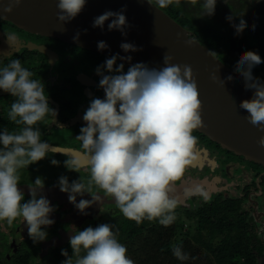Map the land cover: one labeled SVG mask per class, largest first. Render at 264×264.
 Returning <instances> with one entry per match:
<instances>
[{"label": "clouds", "instance_id": "1", "mask_svg": "<svg viewBox=\"0 0 264 264\" xmlns=\"http://www.w3.org/2000/svg\"><path fill=\"white\" fill-rule=\"evenodd\" d=\"M21 2L8 0L3 11L11 13ZM87 2L58 0L57 19L64 25L71 22ZM185 2L196 6L198 0ZM147 3L158 10L181 6V0H155V5L147 0ZM216 5L217 0H201L200 18L214 16ZM126 11V7L119 11L105 10L93 18L92 27L103 30L105 22L110 20L108 31L118 30L127 36L125 30L132 26L124 14ZM236 18L234 14L226 16L235 33L240 35L247 23L242 16L236 24ZM6 37L13 46L15 35L8 33ZM79 37L77 31L74 42H78ZM97 47L103 51L109 46L99 41ZM120 48L126 53L141 50L127 42H122ZM213 53L209 55L214 58ZM173 59L165 53L163 67L150 68L141 62L130 64L125 72L124 63L117 66V61L130 63L132 57L116 54L95 69L104 98L90 100L82 117L85 126L75 137L81 142L83 160L73 157L63 162L66 169L78 173L82 167H87L89 178L85 182L80 176L69 183L68 177L62 175L56 185L68 194L69 202L81 214L87 215L86 209L101 204L103 197L111 198L119 212L137 225L147 220L168 227L176 221L180 204L176 182L197 159L198 138L193 131L205 125L193 69L187 64H174ZM261 63L264 60L260 55L246 51L240 55L234 72L243 78L245 90L253 91L251 99L241 101L239 108L248 113L245 119L251 125L264 132V82L253 75V68ZM32 77L33 73L22 66L20 59L0 67V90L15 98L7 113L8 120L22 126L16 131H9L7 127L0 131V221L11 226L22 218L28 237L37 244L47 240L46 229L55 223L50 216L56 207L40 194L45 187L41 177L28 185L30 198L25 202V195L18 187L20 170L45 159L52 151L49 143L41 139L37 125L49 115L56 117L57 111L48 103L42 80ZM212 79L216 81L218 77L214 75ZM232 80V75L226 80L220 79L223 85ZM257 143L264 147V135ZM50 162L53 166L60 164L55 159ZM94 187L99 191H94ZM86 193L91 199L81 198L77 202V196L84 197ZM114 229L113 224L102 223L72 231L74 234L69 238L72 254L61 249L65 257L61 264H135L127 255L126 246L119 242L118 230ZM172 254L179 261L189 259L178 244L173 245Z\"/></svg>", "mask_w": 264, "mask_h": 264}, {"label": "flooded vegetation", "instance_id": "2", "mask_svg": "<svg viewBox=\"0 0 264 264\" xmlns=\"http://www.w3.org/2000/svg\"><path fill=\"white\" fill-rule=\"evenodd\" d=\"M151 1L155 3V0ZM224 1L217 0L214 17L218 18L216 25L220 31L216 35L213 31L214 38L210 39V43L199 38L196 33L211 26L200 21L201 0L196 6L182 0L179 8L170 6V12L182 14V26L234 71L242 53L254 51L261 55L260 47H256L258 40L252 45L248 42L251 34L248 22L252 16L251 8L257 15L263 12L264 0H259L260 3L251 0L256 1L255 6H248V0ZM242 7L250 9V16L243 18L247 27L237 35L226 16L234 14L237 16L234 23L238 24L239 17L243 16ZM8 33L16 37L13 46L7 41ZM109 57L111 55L87 50L57 38L31 34L0 18V67L13 59H20L22 66L33 73V79L42 80L48 103L57 111L56 117L49 115L37 125L42 133L41 139L49 143L52 151L45 159L21 169L18 185L26 202L30 198L28 185H32L37 177L44 180L45 187L40 194L45 195L51 205L56 207L50 216L55 223L46 229L47 240L33 244L22 218H18L11 226L6 221H0V264H61L65 259L61 249L72 254L69 244V238L74 234L72 231H82L102 223L115 226L114 230L119 232L118 240L126 246L128 254L132 250L139 251L133 245L140 240L150 239L152 247L156 248L158 238L166 235L163 241L167 243L175 223L184 222V228L177 235L181 236L197 221L215 223L217 231L214 242L217 244L226 236L238 240L248 252L247 257L241 258L240 262L264 264V166L224 148L198 130L193 131V135L198 138L197 159L176 182V195L180 204L176 209V221L168 227L160 225L158 221L147 220L137 225L119 212L111 198L102 197L101 204H94L86 209L88 214L83 215L69 202L68 194L56 186L62 175L68 177L69 183L80 176L85 182L89 178L87 167H82L78 173L66 169L63 162L73 157L83 160L81 142L75 137L80 134V128L85 126L82 117L90 100L93 97L104 98L103 89L98 87L100 77L95 69ZM120 63L124 62L118 60L117 66ZM129 66L124 63L125 72ZM14 99L9 93L0 90V131L5 127L9 131L22 127L8 120L7 113ZM52 159L59 161V166H53L50 162ZM93 190L99 191L95 187ZM100 195L103 193L100 192ZM81 198L91 199V196L87 193L84 197L77 196V202ZM156 229L157 235L152 233Z\"/></svg>", "mask_w": 264, "mask_h": 264}, {"label": "water", "instance_id": "3", "mask_svg": "<svg viewBox=\"0 0 264 264\" xmlns=\"http://www.w3.org/2000/svg\"><path fill=\"white\" fill-rule=\"evenodd\" d=\"M7 3L8 0H0V18L31 34L57 38L104 55L131 56L130 63L123 61L128 65L142 62L150 68H160L165 53L174 57V64L190 65L203 104L205 127L198 131L224 148L264 166V147L257 143L264 132L251 125L245 119L248 113L239 108L241 101L251 99L253 91L245 90L239 74L216 55L210 56L212 51L164 10L149 5L147 0L143 3L141 0H88L84 10L64 25L57 19L58 0H22L11 13L3 11ZM124 7L127 9L124 14L132 26L125 30L127 36L118 30L108 31L110 20L105 22L103 30L92 27L93 18L105 10L119 11ZM77 31L80 32L79 41L74 42ZM99 41L106 42L108 49L99 50ZM122 42L132 43L141 50L126 53L120 48ZM214 75L218 77L216 81L212 79ZM229 75L233 80L223 85L220 79L226 80Z\"/></svg>", "mask_w": 264, "mask_h": 264}, {"label": "trees", "instance_id": "4", "mask_svg": "<svg viewBox=\"0 0 264 264\" xmlns=\"http://www.w3.org/2000/svg\"><path fill=\"white\" fill-rule=\"evenodd\" d=\"M170 8L172 7L169 6V9L162 10H165L171 17L174 16L175 20L182 25L181 18L183 15L178 12L171 13ZM260 14L264 15V12H260ZM196 33L199 38L208 40L207 43H210V39L214 38L212 36L213 30L210 26L200 29ZM253 37L255 35L251 31V34L248 36V41L251 45L255 44L258 40V37H255L257 40L252 39ZM259 39L262 40V43L256 45V47L264 49V31ZM259 51L262 55L264 54V51H261V49ZM259 51L258 53H260ZM253 75L259 79H264V63L253 68ZM183 228L184 222H180V224L175 223L171 228V235L167 239V243L163 241L167 237L166 235L164 238H158L159 242L156 248L152 247V243L149 242L151 241L150 239L145 240L146 242L140 240L133 245L139 251L132 250L133 252L127 255L132 256L135 264H249L248 262H240L241 258L247 257L248 252L238 240H233L229 236H226L218 244L214 242L217 231L215 223L194 222L181 236H177L178 232H181ZM152 233L157 235V229L152 230ZM177 244L189 255L187 261H179L173 256L172 247Z\"/></svg>", "mask_w": 264, "mask_h": 264}, {"label": "rangeland", "instance_id": "5", "mask_svg": "<svg viewBox=\"0 0 264 264\" xmlns=\"http://www.w3.org/2000/svg\"><path fill=\"white\" fill-rule=\"evenodd\" d=\"M182 1V0H181ZM184 2H185V0H183ZM227 1H229V0H225L223 3H226ZM247 1V0H246ZM258 3H260L261 1H257ZM255 3H256V1H251V0H248L247 1V5L248 6H251V5H254L255 6ZM257 4V3H256ZM235 5V4H234ZM242 10H243V18L244 17H248V16H250L249 15V13H250V9H247L249 12H247V10H246V7H242ZM246 10V11H245ZM263 12H264V10H262ZM251 12H252V16H251V20H250V22H248V24H249V26H250V29H251V31H253V33H254V35H255V37H258V44H261L262 43V40H263V38H261V39H259L260 38V36H261V34H262V32H263V28H264V15H257V12L253 9V8H251ZM259 14V13H258ZM253 15H255V16H253ZM257 15V16H256ZM200 21H202V23L204 24V25H211L210 27L212 28V30L214 31V34L216 33V34H218L219 33V31H220V28L219 27H217V22H218V18H217V16H212V17H204V18H201V20ZM199 21V22H200ZM253 25L255 26V28H254V30H253ZM190 31V30H189ZM215 34V35H216ZM217 37V36H216ZM255 37H253L252 39H255V40H257V38H255ZM249 42V41H248ZM260 49H261V51H264V49H262L261 47H260ZM259 55V54H258ZM260 57H261V59L263 60L264 59V54L262 55H260ZM21 179H23V178H21ZM129 256V255H128ZM131 259H132V256H129Z\"/></svg>", "mask_w": 264, "mask_h": 264}]
</instances>
